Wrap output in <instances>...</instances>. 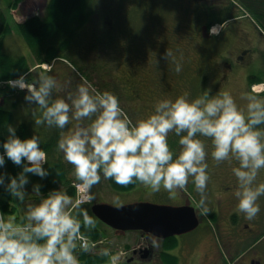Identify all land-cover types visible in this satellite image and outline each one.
<instances>
[{"label":"clouds","instance_id":"clouds-1","mask_svg":"<svg viewBox=\"0 0 264 264\" xmlns=\"http://www.w3.org/2000/svg\"><path fill=\"white\" fill-rule=\"evenodd\" d=\"M220 29L221 25H213L209 34L218 35ZM181 70L177 63L176 71ZM7 83L27 88L25 99L44 109L36 124L65 129L70 121L79 122L61 135L58 149L74 165L83 191L74 198L66 190L52 189L38 203H27L20 222L16 216L5 217L0 212V264H81L78 250L91 247L82 236V226L92 229L96 225L95 217L83 205L95 198L92 186L102 178L121 185L139 181L152 192L162 187L170 192L183 189L191 178L203 194L210 178L204 138H211L215 161H238L232 168L238 208L247 219L260 212L258 200L264 195V181L257 182V177L264 169V127H260L264 126V97L245 94V109L229 91L210 94L211 90L205 89L203 95L191 99L184 93L174 99H158L148 116L133 122L117 95L98 90L90 81L78 86L71 104L63 98L52 99L56 80L49 75L33 85L27 84L24 75ZM84 118L89 122L85 124ZM7 128V139L0 141L4 149L0 168L7 157L22 165V170L16 175L0 172V185L23 202L28 194L27 174L49 175L50 168L44 166L47 153L36 134L22 139L15 126L8 124ZM173 132L179 137V151L169 145ZM41 189L40 182L32 184V192L41 194ZM198 207L201 215L211 211L203 196ZM101 254L108 257L109 264H122L120 252L104 248Z\"/></svg>","mask_w":264,"mask_h":264},{"label":"rangeland","instance_id":"rangeland-1","mask_svg":"<svg viewBox=\"0 0 264 264\" xmlns=\"http://www.w3.org/2000/svg\"><path fill=\"white\" fill-rule=\"evenodd\" d=\"M260 2L264 3V0H245L244 2L241 0H87L89 19L80 31L78 38L80 52L69 51L70 54L85 63V72L75 67L69 58L68 60H54L52 64L43 63L41 66L43 65L44 69L34 67L40 66L37 57L16 31L6 39L5 48L13 55H24L28 58L29 66L34 67L30 77L37 82L43 75L55 78L53 100L63 98L71 104L72 98L78 94V86L85 81H90L100 91H110L121 95L123 97V101L119 99L121 107L126 115L128 113L131 115H127V117L133 122L148 116L154 110V104L158 99L165 97L174 99L184 93H187L191 99L203 95L205 89H210V94L229 91L235 97L237 104L246 109L248 101L245 94L264 97V93H253L249 89V82L252 83L254 78L264 82V28L260 26L254 10L247 7L250 5L258 8ZM47 3L48 0H34L31 4L21 2L10 13L8 12V15L11 14L18 23L24 22L29 17L43 16ZM0 4L6 10L8 0H1ZM196 5L204 6L205 10L210 13L214 12V16H210L211 18L207 21L209 23L214 20L212 23L214 25L222 24L220 21L223 16L229 15V12L237 16H244L246 12L247 17L233 23L232 26L240 24L241 28L247 30V26L251 25L254 31L252 32V28H249L248 36L242 35V38L232 34L230 40H226L220 45L205 44L201 39H183L181 35L172 33L169 37L161 39L160 33L163 31L170 28L179 31L180 26L172 27V24L180 20L185 13L189 14L192 22L198 23L197 16L201 11L198 12ZM222 5L224 9H222ZM238 28L240 27L238 26ZM163 41L165 42L164 47H157L159 42ZM189 44L191 48L185 51ZM177 50L183 51L185 55L180 53L179 56ZM168 52L171 54L168 55ZM135 62L138 63L135 64ZM177 63L182 65V70L179 72L176 71ZM144 72L149 74L148 80H143ZM26 82L28 85H33V82ZM260 88L262 87H256V89ZM22 89L17 90L19 94L5 96V101L1 104L13 114L10 121L0 125L2 136H8V124L18 128L22 123H28L30 133L39 136L41 142H46V139L51 138L52 134L55 135V131L61 130L60 133L66 135L72 127L79 123L72 120L65 129L48 126L46 123L36 124L35 121L42 117L44 109L34 102L27 101L22 91L27 93L28 89ZM15 96L19 100L17 103H15ZM126 102L131 112L126 110ZM72 111L74 112L75 109L73 108ZM88 122L89 118H84V123ZM204 139L207 142L210 177L205 192L203 194L199 192L190 178L183 189L175 190V194L183 201L191 199L197 207L203 196L211 211L218 213L216 218L211 219L213 223L215 221L213 225L215 230L218 223L223 225L222 228L225 230L228 222L235 226L239 224V218H241L240 222L244 219L245 214L238 208V202H236L234 206L237 207V210H233L227 218L228 212L233 207V196H230L232 188L237 185V178L233 174L232 168L238 165V161L233 159L231 162L218 163L211 156L213 149L211 138ZM168 140L170 147L179 151L181 148L179 137L174 132L169 134ZM58 153L67 165L74 168V165L64 159L62 151L59 150ZM55 156L56 162L58 157ZM69 177L73 179V183L80 182L74 169L70 171ZM260 181H264V169L260 170L257 177V182ZM65 187L61 185L59 189L66 190ZM171 192L163 187L159 192H152L140 182L131 191L118 192L107 184L105 178L92 186V193L99 203L113 205L136 201L176 206L179 202ZM95 198L90 204L95 203ZM117 199L120 201L119 204L116 203ZM29 202L34 204L35 199H26L24 203L18 202L16 213H6L5 217L14 215L21 218L25 214L26 205ZM258 203L261 208L260 212H262L259 218L262 219L264 216V195L259 198ZM235 213H238L240 217ZM260 223L264 228V218ZM96 226L100 227L104 235L109 237L114 244L126 245L131 242L128 232H118L98 219H96ZM219 231L221 232L217 227V234L219 238H222ZM201 232L202 227L178 237V240L182 242L194 240ZM263 232L262 229L261 235H259L261 239L258 241L262 243V247H264ZM223 248L224 245L220 242V254L225 260ZM202 264H210V262L206 260Z\"/></svg>","mask_w":264,"mask_h":264},{"label":"trees","instance_id":"trees-1","mask_svg":"<svg viewBox=\"0 0 264 264\" xmlns=\"http://www.w3.org/2000/svg\"><path fill=\"white\" fill-rule=\"evenodd\" d=\"M23 1L24 0H8V4L5 7L6 10L3 9L0 4V125L10 121L13 117L12 112L6 110L5 106L1 105L2 102L5 101V96H10L14 93L16 94L19 92L17 91L18 89H15L9 85L3 86L1 85V83L8 81L9 79H16L20 75H24L26 81H28L29 83H37L35 79L30 77V71L32 68L29 66L28 58L24 55H13L5 48L6 39L12 36L14 31L21 35L28 47H30L32 52L35 53L38 60V65H41L43 63L52 64L54 60H68L69 58V60L71 59L73 61L75 67L80 68L83 72L86 71L84 68L85 63L81 62L80 58L75 57L73 54H70L69 51H79L78 38L80 35V31L86 25L89 19V15L87 13V0H48V4L43 16H33L28 18L23 23H18L13 19L11 14H9V18L8 12L10 13ZM244 1L245 0H241V2ZM198 6V12L201 11L197 16L199 20L198 24L199 26L205 24L209 29L214 25L212 24L214 20H211V22L209 23L207 21L209 15L213 17L214 12L210 13L209 11L205 10L204 6ZM247 7L254 10L255 16L258 22L261 24L260 26L264 28V3L260 2V6H258V8L254 6L252 7L250 5H248ZM186 16L189 15L186 14ZM223 17L224 18L222 19V21H220L222 23H224V21L226 20H230L238 16L234 13L229 12V15ZM138 62H135V64H137ZM22 92L24 95H26L25 91ZM117 96L119 97V99H121V101H123V97L121 95ZM15 100V103L19 101L16 96ZM125 104L128 107V103L126 102ZM126 106V110H128V112H131L130 108H127ZM127 115L131 116L129 113ZM60 131L61 130L55 131V135L52 134L53 136L51 135V138L46 139V142H41V147L47 153L48 160V164L44 166L49 167L50 172L49 175L44 178H41L40 176L32 173L27 174L29 175L30 180L28 185H26L28 194L26 195L25 201L26 199H35V203L39 202L42 198L47 196L48 191L55 188H60L61 185H63L64 187L67 186L65 187L66 191L74 198L76 197V186L73 183V179L69 177L70 171L74 168L69 164L67 165L58 153V140L62 135ZM17 135L22 139L31 137L32 134L30 133V125L28 123H22L17 128ZM6 139L7 137H4L0 134V141H4ZM3 151V147L0 146V152ZM55 155H57L58 157L56 162ZM21 170L22 165L15 164L7 157L5 165L0 168V172H6L11 175H16ZM105 179L107 184L112 189L118 192L131 191L139 183V181H135L134 183L128 185H121L116 183L113 179ZM36 182H40L42 185L41 194L32 192V184ZM25 201H18L15 197H12L6 191L4 186L0 185V203L4 214H15L18 208L17 203H24ZM94 202H97L96 198ZM91 206L92 204L83 205V207L93 215ZM17 221L19 222L20 218H17ZM82 231L86 236H89L94 240L106 238L102 229L96 225L92 229H87L82 226ZM172 240H175V238H169L165 243H170ZM164 254L168 257L167 262H170V264H177L176 256L166 252ZM78 256L82 261L89 264H104L109 262L108 257L101 254V250H78Z\"/></svg>","mask_w":264,"mask_h":264},{"label":"flooded vegetation","instance_id":"flooded-vegetation-1","mask_svg":"<svg viewBox=\"0 0 264 264\" xmlns=\"http://www.w3.org/2000/svg\"><path fill=\"white\" fill-rule=\"evenodd\" d=\"M34 0H28L26 4H31ZM189 15L188 13H185L184 16L180 18V20L175 21V24H172V27L179 25L180 29L179 31L172 30L170 28L167 31H163L160 33L161 39H164L166 37H169V35L172 34H178L181 35V38L183 39H190V40H198L201 39L203 43L205 42H210L220 44L221 42H224L225 40H230L232 34H236L238 38H242V35H246L245 37L248 36V31L250 30L249 28H252L251 25L247 26V30H244L241 28L240 24H235V26H232L233 24H225L224 27L222 28L220 34L213 38L211 35H209V29L207 25H202L199 26L198 23L195 21L192 22L191 17L187 16ZM210 17V15H209ZM209 19V18H208ZM227 21H234L233 19L227 20ZM238 26L240 28H238ZM253 32V28L251 29ZM165 42H159V45L157 47L163 48V44ZM163 46V47H162ZM191 48L190 44L185 51H188ZM156 49V47H155ZM179 56L180 53L185 55L183 51L177 50ZM140 64V63H139ZM144 79L143 80H148L149 74L147 72H144V75L142 76ZM141 80V81H143ZM237 185L232 188V192L230 196H233V201H232V206L230 211L227 214L230 216L231 212L235 210L237 207L234 206L236 202H238V198L234 195L235 189ZM175 193V192H173ZM176 195V194H174ZM176 198V197H175ZM176 200L179 202L178 205H184V204H191V201L189 199L183 201L182 198H176ZM237 210V209H236ZM235 215H238V213H235ZM262 215V212H259L254 218L252 219H247L245 214H244V219L240 222V219L238 220L239 224L232 226L229 222L227 223V226L224 230L222 228V225L220 227L221 232L219 233L222 235V238L220 242L223 243L224 248L223 252L225 254L226 259L224 260L222 255L220 254L221 249L217 244H212L211 248V258L209 260L210 264H264V247H262V243H259L258 241L261 239L259 235H261L262 229L264 228L261 227L260 219L259 217ZM240 217V216H239ZM264 227V226H263ZM264 233V232H263ZM262 233V235H263ZM152 247V254L150 255V258H153L155 255V248L154 245ZM137 258L141 262H146L147 259H143V253L137 254ZM149 258V260H150ZM143 262V263H144Z\"/></svg>","mask_w":264,"mask_h":264},{"label":"water","instance_id":"water-1","mask_svg":"<svg viewBox=\"0 0 264 264\" xmlns=\"http://www.w3.org/2000/svg\"><path fill=\"white\" fill-rule=\"evenodd\" d=\"M92 213L117 231H140L163 240L191 233L201 224L196 208L191 205L176 207L138 202L116 206L95 203ZM149 254L150 250H145L144 257Z\"/></svg>","mask_w":264,"mask_h":264},{"label":"crops","instance_id":"crops-1","mask_svg":"<svg viewBox=\"0 0 264 264\" xmlns=\"http://www.w3.org/2000/svg\"><path fill=\"white\" fill-rule=\"evenodd\" d=\"M212 218L211 215H208V218L204 217L202 232L196 239L184 242L178 240L173 244L174 247H170L171 253L178 258V264H202V262L210 260L212 244L216 245L217 243V235ZM129 233L131 243H136L140 240L141 235L139 233ZM163 258L164 255L162 256V253H159L156 256V260L151 261V264H163L161 261Z\"/></svg>","mask_w":264,"mask_h":264},{"label":"built area","instance_id":"built-area-1","mask_svg":"<svg viewBox=\"0 0 264 264\" xmlns=\"http://www.w3.org/2000/svg\"><path fill=\"white\" fill-rule=\"evenodd\" d=\"M83 191V189H82V186H79V193L81 194V192ZM82 233V232H81ZM82 236H83V238H84V240L87 242V243H89L91 246H97L98 245V243H96V242H91V240L88 238V237H86L85 235H83L82 234ZM81 264H83V263H81Z\"/></svg>","mask_w":264,"mask_h":264},{"label":"bare ground","instance_id":"bare-ground-1","mask_svg":"<svg viewBox=\"0 0 264 264\" xmlns=\"http://www.w3.org/2000/svg\"><path fill=\"white\" fill-rule=\"evenodd\" d=\"M257 87H262V88H260V89H257V90H261V89H263V86H257ZM255 89H256V87H255Z\"/></svg>","mask_w":264,"mask_h":264}]
</instances>
